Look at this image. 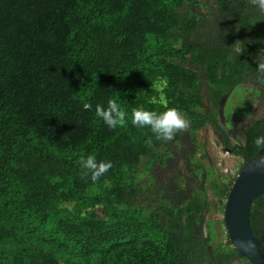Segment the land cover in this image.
I'll return each instance as SVG.
<instances>
[{
    "label": "trees",
    "instance_id": "16d2710c",
    "mask_svg": "<svg viewBox=\"0 0 264 264\" xmlns=\"http://www.w3.org/2000/svg\"><path fill=\"white\" fill-rule=\"evenodd\" d=\"M198 2L0 0V264H251L228 234H206L204 194L138 217L140 164H165L181 132L157 139L131 123L133 108L176 106L192 136L210 124L243 163L264 135V10L215 0L199 13ZM248 81L261 110L232 143L220 107ZM110 99L126 126L96 115ZM89 154L112 162L95 182L80 161ZM233 179H214L215 194ZM250 224L264 246V193Z\"/></svg>",
    "mask_w": 264,
    "mask_h": 264
},
{
    "label": "rangeland",
    "instance_id": "374dc122",
    "mask_svg": "<svg viewBox=\"0 0 264 264\" xmlns=\"http://www.w3.org/2000/svg\"><path fill=\"white\" fill-rule=\"evenodd\" d=\"M210 9L215 10V0H199L195 5L199 13ZM204 108H208L207 98ZM260 110L254 82L248 81L232 89L225 97L218 116L230 142L239 143L242 140L244 126L258 116ZM188 129L189 120L187 128L178 130L181 132L180 137L171 145L172 154L166 158L165 164L153 162L149 170L145 162L140 164L138 183L142 189L136 202L138 217L146 218L159 199L171 201L173 196L174 200L185 202L195 195L204 194L208 198V207L202 213L205 232L212 237L213 243L223 241L227 236L223 220L226 197H218L211 182L214 179L232 180L243 159L228 151L210 124L197 129L194 136ZM175 193L178 195L174 197ZM234 263L246 264L240 259Z\"/></svg>",
    "mask_w": 264,
    "mask_h": 264
},
{
    "label": "water",
    "instance_id": "95a60500",
    "mask_svg": "<svg viewBox=\"0 0 264 264\" xmlns=\"http://www.w3.org/2000/svg\"><path fill=\"white\" fill-rule=\"evenodd\" d=\"M261 159H264V149H259L241 165L226 195L223 209L230 241L251 264H264V246L250 224L252 201L264 193Z\"/></svg>",
    "mask_w": 264,
    "mask_h": 264
},
{
    "label": "clouds",
    "instance_id": "9594fccd",
    "mask_svg": "<svg viewBox=\"0 0 264 264\" xmlns=\"http://www.w3.org/2000/svg\"><path fill=\"white\" fill-rule=\"evenodd\" d=\"M261 10H264V0H253ZM261 72H264V63L258 65ZM90 103H85L84 108H91ZM96 115L110 127L127 125L128 112L122 108L115 100H109L105 108L97 105ZM131 123L137 127H149L157 139L172 140L178 130L188 127V119L182 110L176 106L166 107L163 111L147 109L143 106L135 107L131 110ZM151 141H149L150 143ZM254 144L258 149H264V135L257 136ZM81 165L86 172H90L92 181H97L109 168L112 167L110 160L98 161L95 155L89 154L80 157ZM264 165V159L260 161Z\"/></svg>",
    "mask_w": 264,
    "mask_h": 264
},
{
    "label": "flooded vegetation",
    "instance_id": "af4514ba",
    "mask_svg": "<svg viewBox=\"0 0 264 264\" xmlns=\"http://www.w3.org/2000/svg\"><path fill=\"white\" fill-rule=\"evenodd\" d=\"M228 149V148H227Z\"/></svg>",
    "mask_w": 264,
    "mask_h": 264
}]
</instances>
